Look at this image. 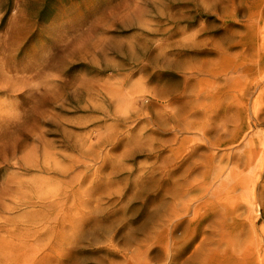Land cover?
Masks as SVG:
<instances>
[{
	"label": "rangeland",
	"instance_id": "1",
	"mask_svg": "<svg viewBox=\"0 0 264 264\" xmlns=\"http://www.w3.org/2000/svg\"><path fill=\"white\" fill-rule=\"evenodd\" d=\"M252 1L0 0V264H187L222 237L259 264ZM219 168L237 190L209 208L190 183Z\"/></svg>",
	"mask_w": 264,
	"mask_h": 264
},
{
	"label": "bare ground",
	"instance_id": "2",
	"mask_svg": "<svg viewBox=\"0 0 264 264\" xmlns=\"http://www.w3.org/2000/svg\"><path fill=\"white\" fill-rule=\"evenodd\" d=\"M247 19H248V21H247L248 24L245 26V28L247 29V33H248L247 35L249 36V39L250 38L251 39L250 40H246V41L242 40L243 41L242 43L247 44L249 42V44L251 46H253L254 49L257 52H259V53H257V55H258L257 63H259V61H260L261 64H263L264 63V0H253L251 2V4L247 8ZM241 30H242V28H241ZM257 34H258V37H257ZM262 50H263V52H262ZM6 81H8V80L6 79ZM12 81L14 83V80H12ZM172 86H173V84H172ZM202 87H204V85ZM5 105L7 106L6 103H5ZM211 156L213 158H215L214 154H211ZM230 173H232V172H230ZM211 175H213V176H211ZM211 175H207V172H206V173L202 174V179H201L200 183H192V182L190 183L191 187L196 190L197 194L202 193L201 196H198V200L201 201V203H206L209 206V208H213L214 207L213 203L214 204H219L220 203V205L222 206L223 199H220L219 197H217V195H218V192L220 190H222L223 188H225V189L230 188L229 189L230 192L231 191L235 192L237 190V178H236L237 176L234 177V178L232 177L231 174H230V177L228 176V178H230V179L232 177L233 182H232L231 186L226 188L225 184L220 179L221 176H222L221 168H219L216 172H214ZM186 195H188V194L185 191L181 194L182 199L180 200V203H179V206L181 207V209H177V214L174 213L175 216L176 215L178 216L179 212L183 213V214L185 213L184 215H180V216H186L188 214V212L190 211V207L188 205H189L190 202H194V200L191 199L190 197H186ZM207 195H209V197L204 202L203 200L205 199V197ZM236 198H237V196H236ZM235 200H237V199H235ZM199 210H200V207L198 206V210L197 211H199ZM197 215H198V213H194L193 220L197 217ZM228 216L230 217V214ZM147 218H148V215H144L143 216V219H147ZM223 223L224 222H222V220H221L220 224H216L215 223V218H213V220L211 222L213 227H214V225H216V226H218L220 228H222L224 226ZM230 224H232V223H230ZM208 240H209V242H207V245L203 249H196L195 252L191 255V257H189L188 260H185V262L187 264H255L254 263L255 261L252 260L254 258L253 255L250 254L249 250H247V249L244 250V254L242 255V257L237 256V239L233 240L234 243L232 244L230 250L222 251L223 254H220V251H219L220 248L222 247L221 244L223 242V237L221 238V240L220 239H218V240L213 239L214 242H213L212 238H209ZM202 251H203V253H202ZM201 255H203V257H201ZM251 261H252V263H251ZM257 261H258L259 264H264V258L258 259Z\"/></svg>",
	"mask_w": 264,
	"mask_h": 264
}]
</instances>
